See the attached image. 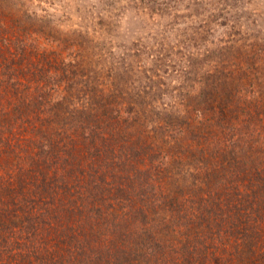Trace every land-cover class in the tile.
<instances>
[{
	"label": "rangeland",
	"instance_id": "obj_1",
	"mask_svg": "<svg viewBox=\"0 0 264 264\" xmlns=\"http://www.w3.org/2000/svg\"><path fill=\"white\" fill-rule=\"evenodd\" d=\"M175 12L0 0V22L24 24L29 46L0 52V106L23 111V94L40 109L0 113V264H264V0ZM96 78L138 99L129 122L75 109ZM90 172L102 200L88 208Z\"/></svg>",
	"mask_w": 264,
	"mask_h": 264
},
{
	"label": "trees",
	"instance_id": "obj_2",
	"mask_svg": "<svg viewBox=\"0 0 264 264\" xmlns=\"http://www.w3.org/2000/svg\"><path fill=\"white\" fill-rule=\"evenodd\" d=\"M131 3H136V6L138 9H140L141 12H146L149 15L150 14H159L160 16H162L163 14L168 13V11H171V15L174 17H177L179 14H177L175 12L176 9V5L179 4V2L183 1V0H129ZM135 6V5H134ZM181 16V14H180ZM18 23V22H17ZM17 23H13L11 25L16 26ZM9 32H5L3 33V30H6ZM26 30L28 32V29L25 27L24 24H18L17 25V29L15 31H13L14 33H12V29L11 27L8 25V20H3L0 22V52H24V48H26L28 46L27 42H26ZM12 33V34H11ZM15 34V35H14ZM13 35V36H12ZM164 36V35H163ZM12 39H16L17 40V48L20 49L19 51H13L10 43ZM159 39V40H157ZM157 44L160 45L159 47L163 50H165L166 46H167V39H165L164 37L162 38H157ZM22 46V47H19ZM24 46V47H23ZM29 47V46H28ZM159 48V49H160ZM153 47V46H147L145 48L144 51L142 52H160V50ZM27 52H29L30 50H28V48L26 49ZM159 56V54H156V57ZM88 77V76H87ZM150 82L153 81L152 77H150ZM109 87H106L104 85L105 82L103 81H99L98 78L96 79H87L85 80L87 88L85 89L84 84H82L83 89V93L85 95V99L82 102V104H77L78 107L76 106V110H81V112H90L92 114L95 115L96 119L93 120L95 121H102L104 123L107 122V120L109 119H113L115 122H118L119 124H122L123 122H129V118L130 115L129 114H134L135 112L137 113L138 110V106H140V103L137 100H132L129 98H126L124 96V92L119 90L118 88L115 87L114 82H112L111 80ZM143 85V86H142ZM93 86V87H92ZM86 91V92H85ZM138 93L140 94V96H142V91H145V93H148L147 95H145L146 97H150L152 96V94L157 91V87L153 86V85H148L147 81L145 84H139V88H137ZM122 95L125 97L124 101L120 102L119 99L120 97L122 98ZM139 96V97H140ZM27 98L26 95L23 96L22 94V99L21 102H24L25 105H22V108L24 109L23 111H20V105L18 104L19 101L17 98H14L13 100L9 99V104L8 106H0V113H4L6 116L9 115H13L16 114V112L20 111V114L22 117H24L25 119H31L32 115L30 116H26L27 110L29 108L30 104H34V107L32 108L33 111H35L36 109H39L38 105V101H33L31 100V97L27 98V100H29V103L26 102L25 98ZM149 99V98H148ZM48 101V100H47ZM56 105H61L58 104L57 102L55 103ZM31 109V108H30ZM76 111V112H78ZM73 112V110H72ZM71 112V113H72ZM80 112V111H79ZM75 113V112H74ZM25 115V116H23ZM126 115V116H124ZM37 117L38 122L40 123L42 120V117L40 116H35ZM38 123H34V125H37ZM93 128V127H89ZM88 130L85 127H83L81 129L82 133H85V131ZM88 134H93V132L88 130ZM90 143L88 145L85 146L86 147H93L95 149H97V144L95 143V138L93 137L92 139H89ZM88 149V148H87ZM81 150V148H80ZM118 150L121 152V150H124V146H118ZM65 151V150H64ZM66 152V151H65ZM63 154H61L62 156ZM74 156H76V154H73ZM79 155L83 156V152L80 151ZM85 157L91 158V151L88 150V152L86 151L84 153ZM85 164L90 166L89 162L86 160ZM126 175V174H125ZM91 176V172L88 174V177L84 176V190H85V203H81L80 205H86L88 208H90V202H89V198L91 197L94 200V196L97 194H100L98 199L102 200V184H99L100 182H98V180L94 179V178H90ZM82 193V191H81ZM90 194H93L92 196ZM81 199V197L79 198ZM70 200L67 199L66 201H56V207H55V211L62 213V210L65 214V211L67 210V207L64 206L65 202H69ZM55 213L52 212V215H54ZM54 217V216H53ZM243 228L246 230L247 227ZM246 235V234H244ZM254 263V260L252 259L251 264Z\"/></svg>",
	"mask_w": 264,
	"mask_h": 264
}]
</instances>
